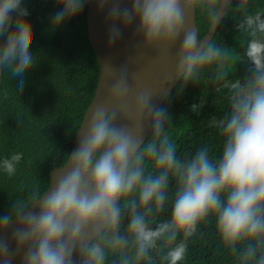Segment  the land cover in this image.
I'll list each match as a JSON object with an SVG mask.
<instances>
[{
    "label": "clouds",
    "instance_id": "1",
    "mask_svg": "<svg viewBox=\"0 0 264 264\" xmlns=\"http://www.w3.org/2000/svg\"><path fill=\"white\" fill-rule=\"evenodd\" d=\"M54 2L58 7L48 18L49 31L78 16L88 0ZM246 3L240 0L239 7ZM30 4L31 0H0V97L4 99L20 97L36 62V52L25 44L3 39L14 19L30 15ZM97 4L100 9L111 5L110 41L120 33L119 21L124 27L136 22L146 49L179 42L173 74L181 81L178 92L208 71L214 82L227 80V51L186 30L185 19L199 8L215 23L221 9L233 7V0H131L130 8H122L120 0H97ZM237 28L250 37L243 61L251 75L230 83L229 110L209 120V126L223 136L216 159L210 158L207 146L190 156L178 155L166 132L172 119L167 110L152 105L153 93L144 91L136 94L130 114L129 85L124 75L115 77L108 99L116 110L92 109L79 130L78 146L57 170L61 174L51 188L30 207L15 201L9 212L0 215V233L15 222L14 249L0 236V264H13L15 253L22 249V264H73L74 251L79 255L77 264H106L109 250L125 249L130 242L134 252L131 257L121 255L120 264L142 260L151 264L150 250L158 248L167 249L162 256L167 264H179L187 239L210 215L215 216L223 245L232 254L241 246L239 264H264V14L244 15ZM202 107V100L190 105L197 114ZM118 115L131 118L134 127L117 126ZM145 124L150 125L147 140L140 135ZM20 160V153L0 159V170L12 176ZM173 182L170 218L157 221L153 213L164 210ZM120 204L128 213L126 235H121Z\"/></svg>",
    "mask_w": 264,
    "mask_h": 264
},
{
    "label": "trees",
    "instance_id": "2",
    "mask_svg": "<svg viewBox=\"0 0 264 264\" xmlns=\"http://www.w3.org/2000/svg\"><path fill=\"white\" fill-rule=\"evenodd\" d=\"M239 5L240 0H233V7L227 10L211 40L228 53L224 62L229 73L227 80L214 82L208 71L198 82H189L182 92H178L179 81L162 105L172 117L165 126L166 132L180 156H190L207 146L210 158L216 159L222 151L223 136L209 126V120L219 119L229 110L230 83L251 75L249 65L243 61L250 37L237 25L246 14H264V0H247L243 7ZM57 7L54 0H31L30 15L14 19L3 38L5 42L15 39L25 44L36 52V62L25 77L20 97H0V159L21 154L12 176L0 170V215L9 212L15 201L30 207L47 191L49 174L67 161L96 90L99 66L88 38L87 5L78 16L49 31L48 18ZM212 20L199 8L195 10L199 39L206 35ZM201 100L203 107L199 114L191 111L190 105ZM148 170L151 171L150 164ZM173 195L174 182L168 189L169 200L164 210L153 213L157 221L170 218ZM120 207L121 223L126 227L127 208L123 204ZM180 239L178 236L177 242ZM186 244V253L179 264H239L236 256L241 246L238 244L237 253L232 254L223 245L214 215L198 223ZM166 250H150L151 264H167L162 260ZM133 252L131 242L118 253L109 250L106 264H120L121 255L131 257ZM137 264L149 262L142 260Z\"/></svg>",
    "mask_w": 264,
    "mask_h": 264
},
{
    "label": "water",
    "instance_id": "3",
    "mask_svg": "<svg viewBox=\"0 0 264 264\" xmlns=\"http://www.w3.org/2000/svg\"><path fill=\"white\" fill-rule=\"evenodd\" d=\"M120 6L122 8H130L131 0H120ZM109 7H111V5L100 9L98 7L97 0H88L87 3L88 38L99 66V77L94 97L88 106L80 127L76 133L71 152L78 146V141L80 138L79 130L85 123L86 118L90 115V111L92 109L97 106H104L109 110H116L115 106L108 99V92L114 82L115 77L124 75L126 82L129 85V94L126 107L130 114L132 113V108L137 93L144 91L152 92L153 94L151 96V104L159 108L162 107L166 98L170 95V93L180 81L178 78L173 77L179 42H177V44L172 47L165 48L158 46L155 48L146 49L143 46L141 37L137 35L136 22L124 27L119 24V21H117V26L120 27V33L115 41H110L109 33L111 22L108 17ZM226 12V8L221 9L217 19L215 20V23L212 20L208 32L201 39L204 40L205 44L211 42ZM185 29L195 31L198 36L195 22V12L189 13L187 15L185 19ZM114 123L117 126L128 128L134 127V121L131 118L119 115L116 117ZM140 135L142 136L143 140H146L150 135V125L145 124ZM67 162L68 159L60 168H63ZM60 168H55L50 172V185L47 191L51 188L52 180H55L56 177L61 174L59 171H57ZM14 227L15 222H12L2 233H0V236L9 241L10 250L15 248V242L12 240V232ZM23 255V249L18 253H15L13 257V264H22ZM72 259L73 264H77L79 255L76 251H74Z\"/></svg>",
    "mask_w": 264,
    "mask_h": 264
},
{
    "label": "rangeland",
    "instance_id": "4",
    "mask_svg": "<svg viewBox=\"0 0 264 264\" xmlns=\"http://www.w3.org/2000/svg\"><path fill=\"white\" fill-rule=\"evenodd\" d=\"M126 234H127L126 233V227L121 223V235H126ZM120 251H122V249H118V250L113 251V252L118 253Z\"/></svg>",
    "mask_w": 264,
    "mask_h": 264
}]
</instances>
